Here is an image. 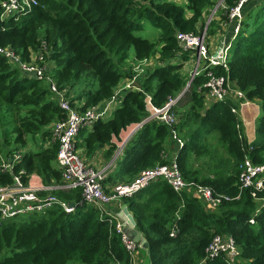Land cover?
<instances>
[{"label":"trees","instance_id":"1","mask_svg":"<svg viewBox=\"0 0 264 264\" xmlns=\"http://www.w3.org/2000/svg\"><path fill=\"white\" fill-rule=\"evenodd\" d=\"M37 1L31 11L0 20V47H10L27 61L31 52L46 46L45 59L58 88L79 87L78 97L70 102L81 112L110 100L123 81L132 79L131 63L157 60L138 79L140 90H126L110 118L97 121L92 129L80 130L76 147L91 158L105 146H111L108 155L113 156L117 150L113 138L150 117L148 96L155 108H162L183 92L188 78L182 70L191 52L180 48L177 34H200L203 16L221 0H184L185 7L175 0ZM240 1L223 0L221 23L228 22L227 14ZM243 12L241 32L231 42L228 71L219 66L213 72L228 77L247 100L261 102L255 141L249 143L242 119L232 111L238 108L232 101L207 108V73L197 75L183 97L186 102L182 104L180 98L174 106L185 139L176 157L184 179L217 194L240 197L209 211L192 193L177 192L158 180L124 198L136 229L146 238L151 264H203L215 235L231 236L245 264H264V207L258 214L252 195L256 191H241L239 185V166L245 158L264 164V0L246 3ZM145 22L161 31L157 43L137 36L145 30ZM219 28V22L212 21L208 36L217 35ZM13 109L20 112L15 116ZM66 118L46 82L26 77L0 56V123L6 127L4 146H15L5 155H16L17 150L40 139L38 149L22 154L12 173L0 172V186L13 185L16 175L27 186L34 174L46 187L61 183L62 173L56 167L59 144L54 141L52 126ZM214 134L230 158L222 167L213 166L211 176L202 177L193 160L211 155L210 137ZM169 138L166 125L156 120L145 122L125 145L106 181L129 183L144 170L168 164L164 153ZM52 194L73 203L75 211L67 213L56 205L42 214L3 222L0 264H133L115 220L85 203L80 190H55ZM256 195L264 198V190ZM204 264L229 263L221 256Z\"/></svg>","mask_w":264,"mask_h":264},{"label":"built area","instance_id":"2","mask_svg":"<svg viewBox=\"0 0 264 264\" xmlns=\"http://www.w3.org/2000/svg\"><path fill=\"white\" fill-rule=\"evenodd\" d=\"M252 1L256 0H241L227 14L228 22L233 24V38L241 32L244 19V5ZM37 5V0H0V7L2 9L0 20L6 21L15 18L31 11ZM202 32L198 35L178 33L179 46L185 52L190 51L191 56H193L192 58L195 59L197 65L195 77L207 73L208 81L204 85V88L207 90L205 94L206 101L210 104L227 100L231 101L230 96L235 92L239 101L232 102L237 104L244 99V93L241 90L234 91L233 83L228 77L219 76L213 72V68L219 66L224 67L228 71L227 60L229 58L231 43H225L220 52L216 54V50L211 54L210 46L207 42L211 37L205 31ZM43 47V50L39 52H31L30 58L27 61H24L10 47H0V56L8 60L12 67L19 69L26 77L46 82L51 92L58 98L62 110L67 113L65 120L59 121L52 126L54 141H57L59 144L56 167L62 173V181L54 188L47 187L46 191L80 190L85 203L97 208L102 216L116 221L117 232L122 235L123 244L132 256L136 253L138 244L125 234V222L110 211L113 203L134 196L158 180L166 181L177 192L187 191L192 193L193 197L201 202L209 211H216L225 202L239 199L240 195L233 198L217 194L210 187L186 181L176 158L170 160L168 164H158L154 168L142 171L132 182L118 183L107 189L106 179L108 177V169H98L87 162L86 158L76 147L77 137L81 129H92L97 121L110 118L114 112V108L120 104L122 94L126 90H140L135 83H138V79L145 73L146 67L154 66L151 61L152 59L135 64L133 78L126 79L124 86H119L110 100L81 112L77 107L75 108L71 105L70 99L67 97V90L61 91L58 88L50 72V62L45 59L48 56V50L46 46ZM178 101L179 98L171 99L162 108H155L151 104V98L148 96L147 105L150 117L146 121L156 120L166 125L170 131V138L177 144L180 151L184 147L185 141L180 136L178 129L180 119L174 109ZM232 111L234 113L238 112L237 108H233ZM142 124H139L138 129L142 127ZM126 144L127 142L123 143L118 150L117 153L119 155L122 154ZM22 154L18 153L11 156L8 160L2 161L0 172L12 173L14 166L21 159ZM239 169L241 191L253 189L259 192L264 190V164L256 165L247 157L240 164ZM256 192L252 195L258 203L257 213L259 214L261 208L264 207V198H257ZM56 205H60L67 213L75 211V205L74 207H70L69 204L60 201L55 195L51 194L41 197L38 189L24 185L21 177L16 175L14 176L13 185L0 186V225L14 218L45 213ZM251 223L254 224L255 222L251 221ZM221 256H224L229 264L240 263V250L231 236L215 235L206 250L204 263L214 261Z\"/></svg>","mask_w":264,"mask_h":264},{"label":"crops","instance_id":"3","mask_svg":"<svg viewBox=\"0 0 264 264\" xmlns=\"http://www.w3.org/2000/svg\"><path fill=\"white\" fill-rule=\"evenodd\" d=\"M217 21L219 22V27H220L219 29L220 30H218L217 35L211 37V41H216V43L218 42V45H216V48L214 51H216L218 49L222 38H225L226 44H230L234 39L233 38V24L230 22H222L221 23V17H218ZM192 57L193 56H191L190 61L187 62V67L185 68V65L183 67V72H184L183 75H185V76H186V74H189L191 77L192 74L194 73V71L196 70L197 65L195 64V59H193ZM151 61L154 64V59H152ZM134 65L135 64H133V66ZM125 81H123V83ZM123 83H121L120 87L124 86ZM232 86H233L234 91L239 90V88L235 84H233ZM230 99H231V101H235V102L239 101L238 96L235 92H233V94L230 96ZM122 102H123V98H122L119 105H121ZM206 103H207V108L210 107L209 105H211V104L208 103L207 101H206ZM233 104L238 106L237 114L239 115V117L243 121V124L245 127V133H246V136L248 138L249 143H253L256 139L257 122H258V119L261 115V102L260 101H249V100H247L246 95L244 93V99H242L237 104L233 102ZM145 122H147V121L145 120L143 122V124ZM138 126L139 125H137L136 127L135 126L129 127L126 131H123L119 137L113 138L112 143L117 146V150L115 151V153L111 157L108 155V151L111 148V146H105V147L101 148L91 158L86 157L84 150H82V149H79V150H80L81 154L86 158L87 162L90 163L91 165L95 166L98 169H108V176H109V174L114 172L119 158L123 155V154L119 155L117 153L118 150L120 149V147L122 146L123 143L128 142L132 139V137L136 134V132L138 130ZM180 136L183 139V137H182L183 135H181V133H180ZM165 150H166L165 151V157H166V159H169V160H174L177 157L178 152H179V148H178L177 144L174 143L171 138H169L167 140V142L165 144ZM122 153H123V151H122ZM118 183H122V182H118ZM113 185H115V184H112L111 182L106 181L107 189H110ZM27 186H29L33 189H38L39 195L41 197L51 195L53 192V191L48 192L45 190L47 187L44 186L41 178L36 174L30 176L29 185H27ZM55 186L56 185L51 186V187L54 188ZM124 205H125V203L123 202V200L117 201L111 205L110 211L114 215H117L119 217V214L121 213ZM143 237L145 238L144 235H143ZM240 262H241V260H240ZM133 264H151L149 251L146 247H142L141 244H138V249H137L136 253L133 255Z\"/></svg>","mask_w":264,"mask_h":264},{"label":"rangeland","instance_id":"4","mask_svg":"<svg viewBox=\"0 0 264 264\" xmlns=\"http://www.w3.org/2000/svg\"><path fill=\"white\" fill-rule=\"evenodd\" d=\"M175 1L184 7L186 5V1H184V0H175ZM223 10H224V2H222V0H221V1L217 2L215 7H213L211 10L206 12L204 17L201 20V24L203 25V29L201 28L202 29L201 32L205 31L208 35L209 26H210L211 22L217 21L218 17H222ZM188 15H190V14H188ZM161 34H162L161 31L158 30L157 28H155L150 22H145V30L137 33V36L142 37L144 39H147L151 42L157 43L161 37ZM207 42L210 46V53L213 54L214 50L216 48V45H218V42L216 43V41H211L210 38L207 40ZM130 54L132 57H134V50L133 49L130 51ZM156 64H157V60L154 59V65H156ZM195 64H196V61H195ZM184 65L186 68L187 63ZM131 66H133L132 63H131ZM148 68L149 67H146L145 69H148ZM182 73L184 74L183 70H182ZM186 77L188 78L187 80L189 83L191 77L189 74H186ZM123 84H125V82ZM189 88L187 89V91L189 90ZM184 91H185V89L178 96V97H180L182 95L181 96V99H183L182 104H184L186 102L185 98H183V97L187 91L186 92H184ZM78 95H79V87L67 90V97L70 100L76 99L78 97ZM123 97H124V94H122V98ZM178 97H177V99H178ZM118 107H119V105L117 107H115L113 111H115ZM12 112L16 116L17 113L20 111L13 109ZM5 130H6V127L2 126L0 123V158H1V161H5L7 158L9 159L11 156L10 157L8 155L6 156L5 155L6 152L7 151L12 152L13 149L15 148L14 145L8 146V147L4 146V140L6 139V137H4ZM183 140H185V139L183 138ZM38 142L40 143V139L37 137L36 142H33V141L29 142L26 145V147L20 148L19 150H17V152L24 154L27 152L35 151L38 149ZM210 151H211L210 156L209 155H203L201 158L193 160V166H194L195 170L200 171L202 177L211 176L213 173V169H212L213 166L222 167L224 165V162H227L230 158L229 155L227 154L226 150L221 146V144L219 142L218 134H214V136L210 137ZM241 264H245V262L241 261Z\"/></svg>","mask_w":264,"mask_h":264},{"label":"water","instance_id":"5","mask_svg":"<svg viewBox=\"0 0 264 264\" xmlns=\"http://www.w3.org/2000/svg\"><path fill=\"white\" fill-rule=\"evenodd\" d=\"M224 44H225V38H222V39H221V42H220V44H219V47H218V49H217V51H216V54H217L218 52H220V51L223 49ZM196 72H197V66H196V70H195L194 73L192 74L191 79H190L189 83L187 84V86H186L184 92H186L187 89H188L189 87H191V84H192L193 80L195 79V74H196ZM135 85H136L139 89L141 88V86H140L139 83H135ZM181 96H182V95H181ZM181 96L178 97V98H181ZM69 205H70V207H74V204H73V203H71V204H69ZM119 218L122 219L123 222H125V224H126V225H125V234H126V235H127V236H128L133 242H135L136 244H141L142 247H146V245H147V241H146V239L143 237L142 233L139 232V231L136 229V221H135L133 215L131 214V212L129 211L128 206H127L126 204L123 206L122 211H121V213L119 214Z\"/></svg>","mask_w":264,"mask_h":264}]
</instances>
